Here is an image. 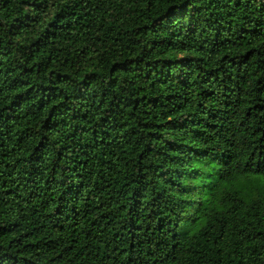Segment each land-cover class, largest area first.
<instances>
[{"label":"trees","instance_id":"1","mask_svg":"<svg viewBox=\"0 0 264 264\" xmlns=\"http://www.w3.org/2000/svg\"><path fill=\"white\" fill-rule=\"evenodd\" d=\"M0 264H264V0H0Z\"/></svg>","mask_w":264,"mask_h":264}]
</instances>
